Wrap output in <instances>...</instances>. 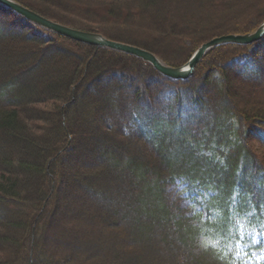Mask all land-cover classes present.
Masks as SVG:
<instances>
[{"label":"trees","instance_id":"trees-1","mask_svg":"<svg viewBox=\"0 0 264 264\" xmlns=\"http://www.w3.org/2000/svg\"><path fill=\"white\" fill-rule=\"evenodd\" d=\"M14 1L175 68L264 21V0ZM178 182L191 215L172 202ZM263 260L264 38L212 48L176 80L0 3V264Z\"/></svg>","mask_w":264,"mask_h":264},{"label":"water","instance_id":"water-1","mask_svg":"<svg viewBox=\"0 0 264 264\" xmlns=\"http://www.w3.org/2000/svg\"><path fill=\"white\" fill-rule=\"evenodd\" d=\"M0 3L11 8L27 20L48 30H51L59 35H62L66 38L96 47L110 48L141 58L144 61L153 65V67L161 74L176 80H185L192 76L198 63L203 59L204 55L212 48L224 44L251 45L255 42H258L264 37L263 24L254 33H249L245 35H228L215 38L210 42L202 45L201 48L195 52V54L185 66L175 68L163 64L155 55L140 48L118 42H113L105 39L101 35L75 30L70 27L53 22L47 18L42 17L36 12L31 11L30 9L17 3L14 0H0Z\"/></svg>","mask_w":264,"mask_h":264},{"label":"rangeland","instance_id":"rangeland-1","mask_svg":"<svg viewBox=\"0 0 264 264\" xmlns=\"http://www.w3.org/2000/svg\"><path fill=\"white\" fill-rule=\"evenodd\" d=\"M102 1V0H101ZM263 3V2H262ZM89 4H91V5H94V6H102V4H104V1L103 2H89ZM264 5V4H263ZM260 7H263V6H260ZM259 7H257L256 9H250L249 11H247V12H245L244 14H243V16H241L242 17V19L241 20H239V22H238V25H242V23H244V24H246L247 23V21H249L251 18H254L255 17V15H254V13H257L258 11H259ZM57 10V9H56ZM32 11V10H31ZM58 11H60V10H58ZM62 11V10H61ZM62 12H64V13H68V12H66V11H62ZM38 14V13H37ZM66 15H69L70 17H71V19H75V20H77V21H80L81 23H83V24H89V23H93V20L91 19V18H80V16H78V15H76L75 13H71V12H69V14H66ZM244 17V18H243ZM259 23H261L260 24V26H262L263 24H264V21L263 22H259ZM205 24H206V22H205ZM62 25V24H61ZM72 29H75V28H72ZM75 30H78V29H75ZM81 31V30H80ZM85 32V31H84ZM255 32V31H254ZM253 32V33H254ZM234 35H238V34H234ZM242 35V34H241ZM188 44H189V42H188ZM201 48V46L197 49V50H199ZM197 50H195V52L197 51ZM59 51L57 52V53H51L50 55V58L48 59V61H50L51 62V60H53V58L55 57V56H57V54L59 55ZM195 54V53H194ZM54 56V57H53ZM191 59V58H190ZM161 61V60H160ZM162 62V61H161ZM163 64H165L164 62H162ZM165 65H167V64H165ZM168 66V65H167ZM171 67V66H170ZM179 68V67H178ZM242 72H244V73H252L253 72V68L251 67V66H249V65H247V64H244L243 65V67H242ZM252 92V91H251ZM169 192L171 193V199H172V202L173 203H178L179 204V206H180V208L186 213L187 212V214L188 215H191L192 214V212L194 211V210H199L200 209V206L197 204V203H194V201L192 200V198H191V196H190V194L188 193V192H186V191H184V188H183V185H181L179 182L178 183H176V184H173V185H170L169 186ZM127 193H126V190L125 191H123V192H121V195H126ZM129 194V193H128ZM130 195V194H129ZM127 196V195H126ZM131 197V196H130ZM88 200V199H87ZM88 202H89V204H91L90 202L91 201H89L88 200ZM96 203H94V206H96L97 207V204L95 205ZM99 207H101L100 205H99ZM130 221H131V219H130ZM127 223H129V227H130V223L131 222H129V220L128 221H126ZM61 228L62 227H57L56 228V230H55V233L54 234H57V232L59 233V232H61ZM63 231V230H62ZM139 232H141V231H139ZM139 236V235H138ZM137 239H139L140 237H137V236H135ZM151 243H152V241H151ZM151 243L149 244V245H151ZM149 245H148V248L150 249V247H149ZM167 246V245H166ZM264 262V260L262 261V263ZM103 264H105V263H103Z\"/></svg>","mask_w":264,"mask_h":264}]
</instances>
